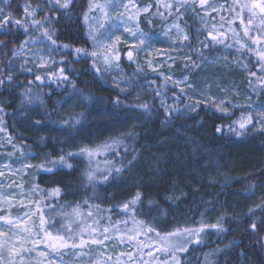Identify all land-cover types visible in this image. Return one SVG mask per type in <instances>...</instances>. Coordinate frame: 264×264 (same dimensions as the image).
<instances>
[{"label":"trees","instance_id":"trees-1","mask_svg":"<svg viewBox=\"0 0 264 264\" xmlns=\"http://www.w3.org/2000/svg\"><path fill=\"white\" fill-rule=\"evenodd\" d=\"M25 2L9 0L6 9L20 18L23 11L21 5ZM30 2L33 6L39 4L42 8L47 7L43 0ZM164 3H175V0H159V3L158 0H139L140 6H150L149 12L139 18L143 33L159 34L167 23L180 14L173 11L169 15V11L163 7ZM215 4L221 7L205 23H201L204 9L199 6L193 9L191 4V12L181 21L189 37L184 47L187 57L191 59L184 57L176 61L173 71L177 77L186 75L188 84L193 85L183 87V92L171 80H165V72L148 71L140 55L135 57V62L129 61L126 56L129 49H121L119 61L126 79L132 84L127 91L106 84L101 71L96 72L92 68L93 58L77 59L71 52L72 47H84L91 51L87 28L82 20L88 0H74L70 19L59 13H49L59 17V22L54 24L53 38L57 45L69 44L67 50L57 48L40 32L32 29L27 33L16 28L0 32V77L5 78V84L0 86V107L5 112L6 133L12 138L10 144L0 148V162L9 159L17 164L28 160L32 165L24 175L25 191L29 194L26 206L15 209V213L32 208L39 221L43 213L47 221L45 228L55 232L62 223H66L60 213L70 211L69 204H80L84 213L82 218L89 223L92 219H99L101 229L111 223L115 227L109 235L125 236L129 230H133L138 233L137 237L142 236L141 245L152 242V248L143 249L147 253L152 251L160 260L163 259L162 254L155 251L159 237L138 222L148 227L154 212L162 213L164 218L157 223V231L164 234L221 220L225 231L206 228L201 233L205 239L203 244L193 243L188 253L178 254L182 256L183 264H203L206 256L210 255L213 257L211 264H264V229L253 234L248 228L252 221L258 224L264 221V215L256 207L264 204V132L257 126L238 136L229 127H236L233 122L242 114L255 117L259 115V110H264L258 108L264 107V87L256 77L248 74L249 69L256 70L258 67H254L256 58L251 54L243 56L247 65L244 71H236L232 66L225 70L219 64L210 65L228 43L223 31L213 28L230 24L238 29L242 27L237 15L239 7L234 0H208V5ZM158 13H163V16ZM44 14L40 12L38 16ZM244 15L246 17L247 13ZM210 33L222 39L223 43L213 41ZM25 40L49 42L54 49L53 61L57 63H52L46 70L22 65L15 74H10L15 57L13 50ZM201 42L208 47H201ZM60 67L64 68L67 81L58 82L51 76L52 69L56 70L58 76ZM138 68L142 71L138 72ZM37 74L42 76L43 82L35 81ZM7 75L12 76L10 85ZM30 81L33 83L30 84ZM220 87L226 88L225 93L221 92ZM235 87L242 89L255 104H238L231 94ZM29 88L31 103L24 96ZM157 91L160 92L159 96L156 95ZM69 95L78 100L80 106L75 112L60 115L58 110ZM189 96L200 97V102L194 111L179 113V107H185L190 101ZM226 96L237 101L235 106H228L227 114L218 111L213 104V100L227 101ZM117 98L119 104L115 103ZM162 100L167 107L178 103L174 108L178 111L167 113ZM143 103L149 105L147 111L138 107ZM29 105L39 107V117L30 125L32 132L20 134L14 128L15 117L25 115ZM77 119L80 123L72 127L64 124L65 120L74 122ZM38 120L40 124L36 123ZM57 125H60L59 132L63 136L56 132ZM51 127L56 130L49 132ZM217 127H221L222 131L217 132ZM130 132L134 135L128 136ZM113 139H120L124 143L105 154V158L116 167H122L123 171L119 175L113 173L109 181L97 184L98 193L81 182L83 172L89 168L86 156L70 158L74 167L70 174L67 169L48 173L37 167L41 164L54 167L49 161L61 150L64 153H78L81 147H95ZM133 149L136 160L133 165H128L127 160L131 158L129 154ZM97 161V156L93 157V169L97 165L101 169L108 166L101 160ZM57 187L61 188L59 196L47 195ZM137 191L142 194L143 203L132 206L134 211L123 210L122 205L131 200ZM250 208H255V215L249 216ZM89 210L93 212V217H87ZM115 228L120 231L116 232ZM97 260L102 264H112L113 261L104 262L91 257L89 264Z\"/></svg>","mask_w":264,"mask_h":264},{"label":"snow or ice","instance_id":"snow-or-ice-1","mask_svg":"<svg viewBox=\"0 0 264 264\" xmlns=\"http://www.w3.org/2000/svg\"><path fill=\"white\" fill-rule=\"evenodd\" d=\"M47 7L42 8L39 4L33 6L30 0L21 5L22 15L20 18H16L10 11L5 7L0 6V32L7 31L12 28L23 29L27 33L30 29L38 31L43 37L50 40L52 45H56L57 48L69 49V44L57 45L56 39H54L55 29L54 24L59 22V17L50 15L49 13H59L61 16L71 18L72 6L74 0H46ZM159 3V0H158ZM234 3L239 7V13L237 15L240 17V23L243 27V36L246 40L242 41L238 34L235 33L231 28L229 31H233L234 37H236V42L239 44L240 49L245 51L242 53V56H248L249 54L255 56L256 63L255 66H258L256 70H248V74L251 77H256L259 84L264 87V0H234ZM3 5H8L9 0H2ZM191 4L193 9L196 6L204 9L205 12L208 11V8L205 6L208 5V0H175V3H164L163 7L169 11V15L175 13H181V9H186L187 6ZM127 9L128 5H123ZM135 7V5H133ZM212 11H217L216 5H208ZM111 8L117 13L114 18L108 9ZM139 11L148 12L149 6H145ZM45 13L42 16H38V13ZM96 13V15H90L91 13ZM247 13L245 17L244 13ZM163 16V13H158ZM124 16V13L119 12L114 8L111 0H104L103 3H100L99 0H88V7L82 13V20L84 25L87 27V36L93 42V48L89 51L88 48L84 47H72L71 52L75 54V57L79 59L80 57H91L92 68L99 72L100 68L98 66V60L96 57L101 56L102 61L106 66L111 65L113 60L119 59L118 53L115 51V44L121 40L120 35H116L117 32H120L123 28L124 32H128L131 37L134 38L132 41H128L125 38V43L128 45L129 50L126 52L127 59L129 61L135 62V57L140 54V52L145 51L143 47L145 45L150 46V37L146 36L139 28V25L132 26L120 17ZM178 19L181 17H177ZM223 19V17H221ZM135 19V16H127V21ZM114 20H119V23L114 22ZM91 21V23H90ZM201 23H204L201 20ZM177 27V34H180V29L178 25H173ZM211 39L216 43H223L222 39H217V36L211 35ZM189 37L185 34L183 40H188ZM105 41H111V44L105 43ZM34 40H25L23 41L17 49L13 50V55H17L25 47V45L34 43ZM2 43V41H0ZM201 47H208L207 44L201 42ZM231 47V45H228ZM133 49L135 51H133ZM203 55V53H201ZM171 59V57H170ZM186 59H191V57H186ZM38 67H46L48 61L44 60L43 55L39 57L36 61ZM52 63H57L52 61ZM63 64V61L59 62ZM150 67H153L151 61L148 62ZM119 67L118 64L115 65ZM187 67V65H185ZM195 66V64L193 65ZM242 68H247V65H240ZM108 70V67H105V71ZM155 70V69H154ZM137 71H142L137 69ZM51 76L56 78V81H67L68 76L65 74L63 67L59 68V75L55 69L51 70ZM7 83L10 85L12 83V76L7 75ZM187 76L183 79L173 80L171 75L165 77V80H173L174 85L180 87L181 92H183V86L186 85ZM35 81L43 82L41 75L37 74L35 76ZM30 84L33 81L29 82ZM116 87H120L121 91H124V87H121V84L117 81H114ZM251 83V81H250ZM5 84V78L0 77V86ZM187 87H193L191 84H187ZM126 87V85H125ZM31 89H26L24 92L25 99L28 103L32 102V98L28 95ZM156 95H160V92L157 91ZM192 99V96L188 97ZM197 103L200 102L199 97H196ZM24 101H22L23 103ZM119 98L115 103L119 104ZM162 106L163 100L161 101ZM214 106L218 111H221L225 114L228 112V106L231 105V101L225 100H213ZM139 108L147 111L149 105L143 103L138 105ZM165 107V111L171 114L174 110L171 108ZM190 110H195L196 105H188ZM178 111V109L176 110ZM5 112L4 108L0 107V132H5ZM37 124L41 122L36 121ZM80 120L77 119L74 122L70 120H65L64 124H67L69 127L74 126V124H79ZM236 127H230V130L236 135H243L247 131L257 128L264 132V110H259L258 116H253L252 114L241 115V117L233 122ZM249 125L252 127L249 128ZM217 132H221L222 128L217 127ZM128 136H133L134 133H128ZM12 138L9 136L7 143H11ZM124 142L120 139H113L110 142L106 141L103 144L97 145L95 147H81L78 153L68 152L64 153L63 150L52 160L49 161L54 167H44L43 164L38 165V169L48 173H56L58 171L68 170L69 174L74 171L73 164L70 162V158H73L77 155L86 156L89 159V168H87L82 174V183L90 185L93 190L97 184L102 182L109 181L113 173L119 175L122 171V167H116L111 161L106 160L105 163L107 167L101 169L99 165L95 169L91 167V161L93 157L107 154L109 151H112L118 145L123 144ZM15 147V146H13ZM125 152H128L127 146H125ZM131 158L127 160L128 165H133L136 156L135 149L129 154ZM8 167V165H5ZM25 167H32V165L25 164ZM3 172H0V175H3ZM40 191H43L42 189ZM61 193V188L57 187L52 189L47 195L49 196H59ZM7 202V201H6ZM143 203L142 194L137 191L135 196L125 202L122 205L123 210L134 211L132 206L137 205V203ZM85 204L88 203L87 200L84 201ZM149 204L152 201H148ZM259 208L262 215H264V204L256 206ZM68 208L70 211H63L60 213L66 223L61 224V228L58 230L52 231L45 228L47 221L43 213L40 214V225L39 231H34L33 227L28 225L27 221L30 219L31 213H26L24 217H17L15 219L10 218L8 215L0 216V221L3 223L0 224V264H61V260L64 255H69L72 258H77L83 260L87 255L84 252V249L89 245H103L105 241L115 238L114 235H109L112 229L115 227L111 223L109 226H105L101 229L99 219H92L91 223L88 222L84 217V213L81 211V205L76 204L75 206L69 204ZM98 209V206H97ZM87 217H93V212L89 210L87 212ZM255 215V208L249 209V216ZM141 227H146L148 232H155V235L159 237V244L155 248V251L160 252L163 256V259L160 260L159 257L153 255L152 251H149L147 255L151 256L154 261L160 260V264H183V259L181 255L188 253L189 246L193 243L199 245L201 243L202 237L201 233L205 232L206 228L214 229L217 232L225 231L221 220H218L214 224L210 225H201L197 228H188L176 229L172 232H167L162 234L159 231H156L154 228L144 226L142 222H138ZM6 226V230H5ZM54 227V226H53ZM249 230L253 234H257L260 230L264 229V221L258 224L255 221H252L248 225ZM116 232H119V228H115ZM132 232L133 230H129ZM43 233V235H41ZM136 234L129 235L128 240L132 241L136 239ZM173 237H178V239H173ZM138 243V251L142 253L143 247L152 248V242L150 241L147 245H140ZM31 247H28V245ZM42 245V247H41ZM264 246V245H262ZM57 253L59 255H57ZM125 255L121 253V256ZM111 259V257H109ZM117 261H120V256H117ZM129 261L136 259L132 254L127 255ZM207 260V257L205 258ZM94 264H102L100 260L94 262ZM140 264H147V262L140 259Z\"/></svg>","mask_w":264,"mask_h":264},{"label":"rangeland","instance_id":"rangeland-1","mask_svg":"<svg viewBox=\"0 0 264 264\" xmlns=\"http://www.w3.org/2000/svg\"><path fill=\"white\" fill-rule=\"evenodd\" d=\"M46 2V0H43ZM100 3H103L104 0H100ZM111 3L113 4L114 8L117 9L119 12L124 13V16L120 17V19L126 20L127 23H129L132 26L139 25V18L141 15L146 14L148 12H142L139 11L140 9H143L145 6L149 5H139V0H111ZM128 5L127 9L123 7V5ZM135 5V7H133ZM217 6V10L221 7L220 4H215ZM0 6H3L6 8V5L2 4V0H0ZM208 11L205 12V10L202 12L203 14V21L204 23L208 20V17L214 13L215 11H212L210 7H207ZM150 10V6H149ZM108 11L111 13V15L115 18L117 13L113 11L111 8L108 9ZM191 12V6L188 5L186 9H182L181 14L178 16L181 18L175 17L172 19L169 23H167L162 31L157 35H147L150 37V46L145 45L143 46L146 50L140 52V59L142 64L148 69L150 72H160L163 71L166 73V75H171L173 77V80H179L183 79L185 76L177 77L175 75V72L173 71V67L176 64V61L180 60L181 58L187 57L186 54V48L184 47L185 41L183 40V36L186 34L185 28L183 27L181 21L182 19L188 15ZM90 15H96V13H91ZM132 15L135 16V19L131 21H127V16ZM114 22L119 23V20H114ZM91 23V21H90ZM173 25H178L180 31V34H177V27H174ZM87 28V27H86ZM140 28V25H139ZM229 28H231L235 33L238 34L239 38L244 41L246 38L243 36V27H240V29L235 28L233 25H218L213 28V30H220L223 31V33L227 36L228 43L226 48L223 50L220 56L215 58V61L211 62L210 65H220L223 67V69L227 70L230 66L234 67L236 71H244L245 68H242L240 65L244 64L246 65V62L242 56V53L245 51L244 49H240V51H237V48H239V44L236 42V37L233 35V31H229ZM88 30V29H87ZM141 30V29H140ZM142 31V30H141ZM242 33H241V32ZM116 35L121 36V40L115 44V51L119 55V59L113 60L111 65L106 66L103 61L102 57L98 55L95 59L98 60V66L100 68V71L102 73L103 80L106 84L121 89L120 87H116V84L114 81H117L121 84V87H124V90H130L132 87V84L126 79L125 74L123 70L121 69L119 65L120 61V54L121 49H129L128 45L124 42L125 38L128 39V41L134 40L133 37L130 36L128 32H124L123 28H121L120 32H117ZM187 35V34H186ZM89 39V38H88ZM34 43H30L25 45L23 50L15 55L9 73L15 74L18 70V68L22 65H28L29 67L35 69V70H46L52 65V61L54 60V49L51 47L50 43L46 40H34ZM91 50L93 48V42L89 39ZM105 43L111 44V41H105ZM228 45H231V47H228ZM43 55L44 60L48 61V64L46 67H38L36 61L39 59V57ZM171 57V59H170ZM149 61H151L153 67L149 66ZM118 64L119 67H116L115 65ZM105 67H108V70L105 71ZM155 69V70H154ZM188 78V77H187ZM173 80H171L173 82ZM188 79L186 81V85L188 84ZM126 85V87H125ZM185 85V86H186ZM183 86V87H185ZM180 88V87H179ZM221 92L225 93L226 88L220 87ZM232 96L235 97L238 101V104H243L246 106H253L254 101H252L249 96H247L242 89L238 90L237 87L232 89L231 92ZM197 96H194L188 103H186L185 107H179L180 111L179 113L188 112L190 111V108L188 105L195 104L196 107L198 105ZM229 96H226V99H228ZM200 100V97H199ZM227 101H231V105H236L237 101H235L233 98L228 99ZM64 105L59 108L60 115H67L69 113L75 112L79 108V101L75 98L66 97V100L64 101ZM178 106V103L174 102L168 108L173 109L174 111L172 113H176V108ZM258 108H264V107H258ZM171 113V114H172ZM39 117V107L37 105H29L27 108V111L24 114L16 115L15 121L16 124H14V128L18 131L20 134L24 133H30L33 131V127L31 123L34 119ZM59 126L57 125L56 128H58V131L54 128H50L49 132L52 130H56L58 134L63 136L59 132ZM31 129V130H29ZM9 135L5 132H0V148L8 145L7 139ZM105 154L98 155V161L101 160L103 164H106V158ZM96 158V156L94 157ZM97 161V162H98ZM25 164H29L28 160H24L21 163H13L11 160H3L0 162V172H3V175H0V216L8 215L10 218L15 219L17 217H24L26 213H31L30 219H28L27 223L28 225L33 227L34 231H39V217L37 216L36 212L32 208H25L23 212L21 213H15L14 210L18 209L19 207L26 206L28 195L25 191L24 187V175L26 173V169L28 167H25ZM5 165H8V167H5ZM96 193H98L97 187H95ZM32 195H30V198ZM96 198H98V195H95ZM7 201V202H6ZM155 214V215H154ZM154 214L151 216L149 220V226L151 228H154L157 231V223L159 221H162L160 219H163L162 213L154 212ZM3 222L0 221V224ZM176 225V224H174ZM174 227V226H173ZM176 227V226H175ZM174 227V228H175ZM172 228V227H171ZM172 228V229H174ZM6 230V226H5ZM134 234V232H129L125 236H115L113 239H109L104 242L103 245H89L87 248L84 249V252L87 254L83 260L72 258L69 255H64L61 264H89V259L92 258H100L101 260L109 261L113 260L112 264H140V259L142 258L143 261L147 262V264H160V260L154 261L151 256L147 255V252L142 249V253L138 251V243L141 245L142 236L138 237L135 240H128L127 237L129 235ZM111 236V235H110ZM202 237L201 243H204V237ZM173 239H178V237H173ZM195 244V243H194ZM28 247H31L29 244ZM92 247V249H91ZM91 249V250H90ZM121 253H124L125 255L121 256ZM132 254L136 257V259L129 261L127 259V255ZM57 255H59L57 253ZM117 256H120V261H117ZM111 257V259H109ZM156 257H159L156 255ZM207 260L203 262V264H211L212 263V255L206 256Z\"/></svg>","mask_w":264,"mask_h":264}]
</instances>
